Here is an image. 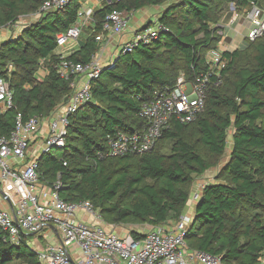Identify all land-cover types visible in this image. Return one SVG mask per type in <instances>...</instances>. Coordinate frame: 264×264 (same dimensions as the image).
Returning a JSON list of instances; mask_svg holds the SVG:
<instances>
[{
	"label": "trees",
	"instance_id": "1",
	"mask_svg": "<svg viewBox=\"0 0 264 264\" xmlns=\"http://www.w3.org/2000/svg\"><path fill=\"white\" fill-rule=\"evenodd\" d=\"M44 1L0 0V28L15 24L21 13H37ZM80 1L70 0L61 10L39 15L19 38L1 44L0 79L12 91L13 106L0 113V137L10 135L17 114L25 120L46 118L70 97L72 80H62L56 72V36L74 24ZM108 1L94 10V28L67 59L82 64L92 59L99 50L95 36L110 11L128 15L157 6L160 0ZM259 1L177 0L167 6L158 20L167 31L148 45L120 54L91 82L92 99L69 117L62 154L57 156L51 148L38 156L39 183L52 188L59 182V198L89 201L105 223L161 226L178 220L189 202V185L210 169V160L225 153L233 129L228 161L218 180L203 187L185 243L191 250L219 257L222 264H259L264 258V43L254 46L252 66L238 70L240 54L223 53L228 60L223 78L234 77L232 94L211 88L196 120L171 122L147 153L104 156L107 137L141 128V104L153 92L174 86L179 74L162 65H173L179 56L185 64L183 75L194 79L205 69L207 51L220 42L218 29L210 26L217 13L226 4L245 8ZM162 47L166 63L161 61ZM40 61L46 70L42 82L35 77ZM162 140L169 145L167 153L157 147ZM244 209L249 216L241 213ZM130 234L141 237L135 230ZM27 239L11 244L0 229V264H39Z\"/></svg>",
	"mask_w": 264,
	"mask_h": 264
},
{
	"label": "built area",
	"instance_id": "2",
	"mask_svg": "<svg viewBox=\"0 0 264 264\" xmlns=\"http://www.w3.org/2000/svg\"><path fill=\"white\" fill-rule=\"evenodd\" d=\"M69 1L45 0L36 14L61 10ZM252 5L254 7L249 16L255 28L247 37L253 40L264 30V22L259 21L260 10ZM88 25L95 26L94 10L81 6L74 24L56 36V50H62L69 42L78 40L82 28ZM128 28V17L112 10L105 16L101 24L102 32L95 36V41L102 42L106 36L122 35ZM217 29L220 42L205 54V69L192 80L179 74L172 88L153 92L137 113L143 121L141 128L108 136L104 156L147 153L171 122L188 124L204 112L209 90L220 85L228 64L223 53L230 52L222 49L225 47V35L223 30ZM166 31L167 28L159 21L147 25L134 32L132 38L120 46L119 54L129 53L139 44L148 45ZM55 55L58 57L56 72L59 78L72 80V93L68 100L58 105L46 118L32 116L25 120L17 114L10 135L0 137V186L3 197L14 204L11 211L0 210V229L5 240L19 244L23 237H45L48 243L33 249L39 264H222L217 256L187 247L185 234L192 223V215L181 214L172 230H165L161 225L138 232L140 238H134L130 232L120 236L113 225L102 220L89 201L66 202L58 197L59 182L52 188L40 184L38 155L23 163L30 144L43 125L47 126V134L40 154L51 148L64 147L69 117L92 99L90 84L108 66L96 55L85 64L67 59L68 56L62 52ZM42 64L40 61L39 66ZM11 69L12 66H8V70ZM12 96L8 83L0 79V113L12 108ZM11 162L20 166L13 167ZM198 199V194L191 197L194 203ZM80 214L87 220L79 218ZM259 264H264V258Z\"/></svg>",
	"mask_w": 264,
	"mask_h": 264
},
{
	"label": "rangeland",
	"instance_id": "3",
	"mask_svg": "<svg viewBox=\"0 0 264 264\" xmlns=\"http://www.w3.org/2000/svg\"><path fill=\"white\" fill-rule=\"evenodd\" d=\"M176 1L177 0H160L159 5L157 6L146 7L137 12H132L126 15L129 20V25L131 24L132 18L136 14H139L140 17H144V16L149 17V14L147 15L145 10L155 11L154 9H150V8H155L157 11V14H155L156 16H150L149 18L151 20L152 19L154 20L157 17L156 20H159L162 17L163 12L167 8V6H169L170 4ZM253 7H254L253 5H249L245 8H236L232 4H226L217 13L216 22L215 23L213 22L210 25L212 29H215L218 27L219 29L223 30L224 35H225V39L223 42L225 47L222 48L223 50H228L230 52L237 51L240 54V58L236 65V70H238L239 68L252 66V59L254 56V46L258 44L259 42L264 43V30L253 40L248 39L247 37L249 32L255 28V26L253 25L254 22L249 16ZM255 7L261 12L259 21L264 22V0H260L258 4L255 5ZM148 17H146V19L144 20H147ZM38 19H39V16L36 13H30V14L21 13L19 14L15 24H10V25L8 24L0 28V47H1V44L6 41L19 38L23 30L27 28L28 26L36 23ZM201 36L202 35L200 34L198 35V37H201ZM119 48L120 46L116 48V50L113 52L114 59L112 58V60L109 61V63L107 64H110L111 62H113V60H115V58L120 55L118 51ZM66 49L70 50L71 45L67 47ZM62 50H56V52H60ZM159 51L162 53L161 61L166 63L167 53L164 50V47H162ZM184 65H185L184 62L178 56L176 60L174 61L173 65L164 64L162 65V68L165 70H168L169 73L175 72L178 74H185L186 69L184 68ZM39 69L41 70L44 69V65L42 64L41 66H39ZM233 81H234V77L232 76V74L226 76L225 78L222 79L220 85L218 86L219 90L223 93L231 95L233 91ZM263 102H264V98H263ZM262 120L264 121V114L262 115ZM232 134H233V129H230L227 135V148L225 150V153L220 157L210 160L211 167L207 172H205L201 176L194 177L192 183L189 185L190 199H189L188 204L185 206L182 214L191 215L192 210H194L195 203L191 200V197H193V194L196 193L200 195L199 192L202 191L203 186H205L206 184L215 183L218 180V177L221 174L224 168V165L226 164L229 158ZM157 147H160V150L162 153H167L169 151V145L166 141H163V140L160 141ZM54 152L56 153L57 156H60L62 154V151L60 149H54ZM9 194H12V193H9ZM241 213L249 216L250 211L244 209L241 211ZM108 225H111V224H108ZM128 228L131 229L133 227H128ZM27 243L29 247L33 250V249H39L45 246L48 243V240L45 237L41 239H36L34 237H28Z\"/></svg>",
	"mask_w": 264,
	"mask_h": 264
},
{
	"label": "crops",
	"instance_id": "4",
	"mask_svg": "<svg viewBox=\"0 0 264 264\" xmlns=\"http://www.w3.org/2000/svg\"><path fill=\"white\" fill-rule=\"evenodd\" d=\"M105 1L106 0H81L80 1V7L82 6L84 9L97 10V9H100L101 7H103ZM150 9H154L155 11L145 10L146 14L147 15L149 14V17L150 16H156L155 15V14H157L156 9L155 8H150ZM135 12H137V11H135ZM146 17H148V16L140 17L139 14H136L132 18L131 24L129 25L128 30H126L122 35L115 36L112 38L106 36L104 41L97 42V44L99 45V50L95 53V55L100 59V61L104 65H107V63H109V61L112 60L113 52L116 50V48L121 46L123 43L129 41L132 38V35L134 32L139 31L142 28H144L145 26L151 25L152 23L158 21V20H156L157 17L154 20L153 19L151 20L149 17L147 18V20H144V19H146ZM92 28L93 27H91L89 25L84 26L82 28L81 35H80L79 39L76 41L69 42L68 45L65 48H63V50L60 52L69 56L71 53L77 51L79 49V45L81 43H83L89 37L90 29H92ZM70 45H71V49L67 50L66 48L69 47ZM55 53H56V51H55ZM45 75H46L45 69H42V70L38 69L35 77H36L38 82H42ZM46 134H47V126L43 125L40 132L36 135L35 139L30 144L29 149L26 153V158H25L23 163H26L27 161H30L31 159H33L35 157V155H38V156L40 155ZM11 165L13 167L20 166L19 164L15 163V162H11ZM199 193L201 194V192H199ZM13 207H14V204L11 203L8 199L6 200L3 197L2 189L0 186V210L1 211H11ZM193 213H194V210H192L191 215H193ZM79 218H82L84 221L87 220L85 216H82V214L79 215ZM175 222H176V220L169 219L164 224H162V227L165 228V230H172L174 228ZM113 227H114L115 232L120 236H124L126 233H128L131 230H135L137 232H144L150 228L147 225H127V224H125V225H122V224L121 225H113ZM128 227H133V228L130 229ZM127 228H128V230H127Z\"/></svg>",
	"mask_w": 264,
	"mask_h": 264
},
{
	"label": "water",
	"instance_id": "5",
	"mask_svg": "<svg viewBox=\"0 0 264 264\" xmlns=\"http://www.w3.org/2000/svg\"><path fill=\"white\" fill-rule=\"evenodd\" d=\"M145 27H146V26H145ZM145 27H144V28H145ZM144 28H142V29H144Z\"/></svg>",
	"mask_w": 264,
	"mask_h": 264
}]
</instances>
